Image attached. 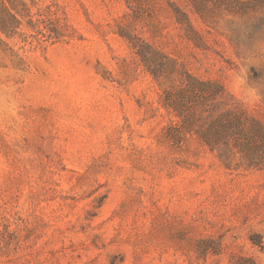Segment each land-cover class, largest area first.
I'll list each match as a JSON object with an SVG mask.
<instances>
[{"label": "rangeland", "instance_id": "rangeland-1", "mask_svg": "<svg viewBox=\"0 0 264 264\" xmlns=\"http://www.w3.org/2000/svg\"><path fill=\"white\" fill-rule=\"evenodd\" d=\"M0 264H264V0H0Z\"/></svg>", "mask_w": 264, "mask_h": 264}]
</instances>
